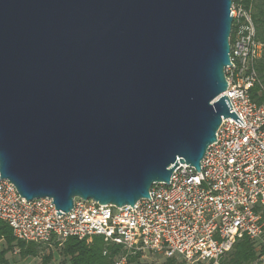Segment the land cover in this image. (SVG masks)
<instances>
[{"label": "water", "instance_id": "95a60500", "mask_svg": "<svg viewBox=\"0 0 264 264\" xmlns=\"http://www.w3.org/2000/svg\"><path fill=\"white\" fill-rule=\"evenodd\" d=\"M233 0H0V177L116 207L197 172L231 110ZM232 65V64H231Z\"/></svg>", "mask_w": 264, "mask_h": 264}, {"label": "built area", "instance_id": "2783aa9c", "mask_svg": "<svg viewBox=\"0 0 264 264\" xmlns=\"http://www.w3.org/2000/svg\"><path fill=\"white\" fill-rule=\"evenodd\" d=\"M230 14L232 65L225 68L222 94L243 125L222 118L200 172L180 164L169 184L150 188V199L116 207L75 197L72 209L61 214L51 198L28 201L0 177V221L16 241L60 246L68 238L99 236L121 248L113 264H130L131 256L146 253L183 264H221L247 237L255 251L250 264H264V90L260 101L252 95L256 85L262 88L256 63L263 45L249 8L233 2Z\"/></svg>", "mask_w": 264, "mask_h": 264}, {"label": "trees", "instance_id": "16d2710c", "mask_svg": "<svg viewBox=\"0 0 264 264\" xmlns=\"http://www.w3.org/2000/svg\"><path fill=\"white\" fill-rule=\"evenodd\" d=\"M233 2H240L251 10L257 38L263 45L261 55L256 63V69L262 88L260 85H256L252 89L253 97L260 101L263 98L262 94L259 95L261 93L260 90H264V0H233ZM262 217L264 219V209ZM0 238L6 240L10 246H12L11 243L15 242L20 252L36 254L34 249L32 250L24 247L25 244L30 246L35 244L16 241L12 236L10 227L2 221H0ZM64 243L61 251L64 256L68 257L70 264H113L114 257L121 252L119 246L106 245L99 236H94L90 241L68 238ZM55 245L58 246L57 244ZM104 251H106L105 254ZM227 257L221 261V264H250L255 258L253 242L247 237L242 238L233 246V249L229 252ZM139 259V255L131 256L129 262L147 264L139 262ZM177 263L183 264L173 258H166L161 264Z\"/></svg>", "mask_w": 264, "mask_h": 264}, {"label": "rangeland", "instance_id": "374dc122", "mask_svg": "<svg viewBox=\"0 0 264 264\" xmlns=\"http://www.w3.org/2000/svg\"><path fill=\"white\" fill-rule=\"evenodd\" d=\"M64 244V242L60 246H56L54 244H35L30 246L25 244L24 247L32 250L34 249L36 251V254H32L20 252L18 249L19 247L15 245V242L11 243L12 246H10L6 240L0 238V264H70L68 257L64 256L61 251ZM228 254L223 259H225ZM164 260L165 257L163 256L146 253L140 257L139 262L147 264H161ZM130 264H138V262H130Z\"/></svg>", "mask_w": 264, "mask_h": 264}]
</instances>
